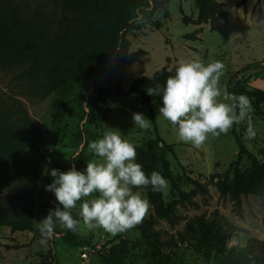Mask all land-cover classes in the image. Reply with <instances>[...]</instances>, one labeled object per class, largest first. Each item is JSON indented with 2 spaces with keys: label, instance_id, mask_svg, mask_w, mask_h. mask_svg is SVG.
Instances as JSON below:
<instances>
[{
  "label": "rangeland",
  "instance_id": "1",
  "mask_svg": "<svg viewBox=\"0 0 264 264\" xmlns=\"http://www.w3.org/2000/svg\"><path fill=\"white\" fill-rule=\"evenodd\" d=\"M14 1L24 12H30L50 6L51 0ZM221 1L226 3L229 11L228 19L221 26L212 28L208 23L196 25L190 22L198 16L194 0H169L170 16L166 17L164 11L154 16L155 20L163 22L162 29L143 25L128 33L131 41L129 57L125 62L108 66L109 74L105 79L109 82V91L100 99L92 98L89 93L80 95L76 81H69L46 99H37L29 94V80L22 76L27 66H0V104L22 102L43 132V138L36 146L44 154L51 155V159H42L35 178L20 174L18 168L0 178V216L6 220L16 217L25 204V197L33 196L36 201L34 226L38 229L37 221L56 206L55 195L45 190V185L52 181L45 169L56 168L58 164L64 171L73 166L84 170L87 162L95 159L88 151L87 142L101 137L107 127L119 130L135 146L136 162L141 148L146 143L152 144L151 158L160 172L157 164L159 149L153 143L156 140L153 111L160 136L174 145L176 153L168 155L172 178L166 180L167 187L163 190L166 203L175 204L172 220L157 217L147 189L133 188L134 192H141L149 205L141 222L155 216L161 242L143 240L138 229L141 222L115 235L102 228L89 229L78 216V202L71 210L74 219L80 220L78 230L74 232L57 226L56 235L46 246L39 243V232L13 231L10 226L0 225V264H109V260L112 264H156L161 254L168 256L165 264H206L207 261L216 264L231 248L246 245L250 238L264 240V198L250 195L235 203L228 196H221L215 185L217 175L225 177L238 157L239 146L234 132L252 153L263 159L260 151L264 148V104L249 98L252 104L250 121L255 131L253 138H245L248 127V120H245L234 124L226 133L209 134L197 148L181 142L176 128L159 115L160 97L154 95L147 100L119 95L130 88L135 78L151 76L164 66L172 68L181 60L219 61L224 65L221 86L245 81L264 90V14L260 15L257 7L252 12L247 9L243 14L240 12L243 7L236 6L240 0ZM184 15L188 17L187 24L183 21ZM196 29H200L197 39H188L187 35ZM251 64L253 66L246 69ZM90 102L93 108L88 107ZM134 112L143 113L150 119L151 127L147 130L135 128ZM250 168L251 163L246 158L242 171H250ZM191 179L205 184L207 192L183 199L180 191L194 189ZM200 215L215 216L232 233L228 242L213 252L211 259L198 252V241L186 230L188 221ZM84 253L87 256L84 257Z\"/></svg>",
  "mask_w": 264,
  "mask_h": 264
},
{
  "label": "trees",
  "instance_id": "2",
  "mask_svg": "<svg viewBox=\"0 0 264 264\" xmlns=\"http://www.w3.org/2000/svg\"><path fill=\"white\" fill-rule=\"evenodd\" d=\"M194 1L198 16L190 21L193 24L208 23L215 28L229 17L224 1ZM168 3L169 0H51L50 6L24 12L14 0H0V66H27L22 76L29 80V94L37 99L48 98L69 81L79 83L80 95L86 96L89 93L92 98L100 99L109 91V82L105 79L109 74L108 66L115 62H125L129 57L131 41L128 33L139 30L143 25L162 29L163 22L155 20L154 16L164 11L166 17H169ZM236 6L247 11V0L238 1ZM183 21L186 24L189 22L186 15ZM199 32L200 29H196L187 38L196 40ZM252 66L248 65L246 69ZM176 67L164 66L151 76L141 75L132 81L125 93L119 95L150 100L154 95H148L147 89L157 84L163 85L174 74ZM222 87L229 93L244 94L264 104V90L252 87L245 81H236ZM159 103L162 104L160 98ZM88 107H94L92 102ZM151 117L156 135L153 143L159 149V173L166 180L171 179L168 155H176L174 145L168 144L160 136L153 111ZM234 134L239 154L225 177L217 175V190L221 196H228L235 203L250 195L264 198V148L260 151L261 160ZM42 138V129L32 120L22 102L0 104V178L14 168H18L20 174L35 178L42 159H51V155L44 154L36 146ZM151 150L153 145L146 143L137 158V163L146 175L157 171ZM246 158L251 168L245 172L242 171V163ZM55 166L64 171L58 164ZM191 183L194 186L191 192L180 191L183 199L189 200L193 194L207 192L206 185L200 181L191 179ZM141 188L148 190V198L157 217L172 220L175 204L166 203L163 191ZM35 207L34 197H25V204L16 217L6 220L0 216V225L10 226L13 231L39 232L34 226ZM156 224L157 218L153 215L141 222L138 229L143 240L162 241ZM186 230L195 236L198 241L196 248L206 259H211L213 252L224 246L232 236L215 216H196L188 221ZM167 258L166 254L159 255L156 264H165ZM109 264H112L111 260ZM216 264H264V240L250 238L246 245L231 248Z\"/></svg>",
  "mask_w": 264,
  "mask_h": 264
},
{
  "label": "clouds",
  "instance_id": "3",
  "mask_svg": "<svg viewBox=\"0 0 264 264\" xmlns=\"http://www.w3.org/2000/svg\"><path fill=\"white\" fill-rule=\"evenodd\" d=\"M223 69L219 61L181 60L163 85L147 89L148 95L160 97L159 115L176 128L181 142L199 148L209 134L226 133L245 120V138L255 136L250 121L251 101L221 86ZM132 122L140 130L151 127V120L143 113L134 112ZM87 148L95 159L87 162L84 170L74 166L67 171L45 169L52 177L45 190L55 195L56 206L37 221L41 245L46 246L54 238L57 226L78 230L80 220L74 219L71 212L78 202V216L89 229L102 228L115 235L140 223L148 209V201L133 188L150 187L162 192L167 187L159 172L146 175L136 162L135 146L117 129L107 127L101 137L87 142Z\"/></svg>",
  "mask_w": 264,
  "mask_h": 264
},
{
  "label": "crops",
  "instance_id": "4",
  "mask_svg": "<svg viewBox=\"0 0 264 264\" xmlns=\"http://www.w3.org/2000/svg\"><path fill=\"white\" fill-rule=\"evenodd\" d=\"M247 9L250 10L251 12L255 10V7H257L256 11L262 15L264 14V0H253L252 3L250 0H247ZM243 14L245 13L244 8L240 10Z\"/></svg>",
  "mask_w": 264,
  "mask_h": 264
},
{
  "label": "built area",
  "instance_id": "5",
  "mask_svg": "<svg viewBox=\"0 0 264 264\" xmlns=\"http://www.w3.org/2000/svg\"><path fill=\"white\" fill-rule=\"evenodd\" d=\"M245 73H247V72H245ZM83 256H84V257L87 256V253H84Z\"/></svg>",
  "mask_w": 264,
  "mask_h": 264
},
{
  "label": "water",
  "instance_id": "6",
  "mask_svg": "<svg viewBox=\"0 0 264 264\" xmlns=\"http://www.w3.org/2000/svg\"><path fill=\"white\" fill-rule=\"evenodd\" d=\"M93 104V103H92ZM206 264H209L208 261L206 262Z\"/></svg>",
  "mask_w": 264,
  "mask_h": 264
}]
</instances>
